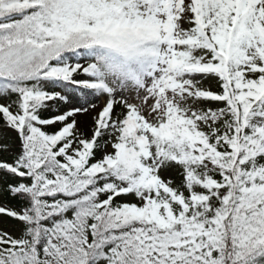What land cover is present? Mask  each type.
<instances>
[{
  "label": "snow or ice",
  "instance_id": "obj_1",
  "mask_svg": "<svg viewBox=\"0 0 264 264\" xmlns=\"http://www.w3.org/2000/svg\"><path fill=\"white\" fill-rule=\"evenodd\" d=\"M0 264H264V0H0Z\"/></svg>",
  "mask_w": 264,
  "mask_h": 264
}]
</instances>
